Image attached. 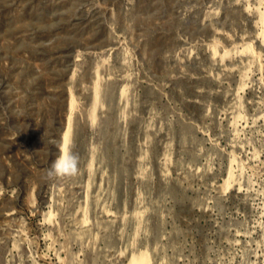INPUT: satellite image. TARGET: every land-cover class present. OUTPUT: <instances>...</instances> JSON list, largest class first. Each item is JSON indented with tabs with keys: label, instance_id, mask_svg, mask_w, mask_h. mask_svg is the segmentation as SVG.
I'll list each match as a JSON object with an SVG mask.
<instances>
[{
	"label": "rangeland",
	"instance_id": "1",
	"mask_svg": "<svg viewBox=\"0 0 264 264\" xmlns=\"http://www.w3.org/2000/svg\"><path fill=\"white\" fill-rule=\"evenodd\" d=\"M137 258L264 264V0H0V264Z\"/></svg>",
	"mask_w": 264,
	"mask_h": 264
},
{
	"label": "clouds",
	"instance_id": "2",
	"mask_svg": "<svg viewBox=\"0 0 264 264\" xmlns=\"http://www.w3.org/2000/svg\"><path fill=\"white\" fill-rule=\"evenodd\" d=\"M72 142L66 143L60 152V155L47 169L46 175L49 178L75 176L79 172V156L73 152Z\"/></svg>",
	"mask_w": 264,
	"mask_h": 264
},
{
	"label": "bare ground",
	"instance_id": "3",
	"mask_svg": "<svg viewBox=\"0 0 264 264\" xmlns=\"http://www.w3.org/2000/svg\"><path fill=\"white\" fill-rule=\"evenodd\" d=\"M93 110L96 109V104L93 105ZM65 140L67 139V134L65 135ZM65 142V141H64ZM67 142V141H66ZM131 264H147L145 263V260L143 258H137V259H134Z\"/></svg>",
	"mask_w": 264,
	"mask_h": 264
}]
</instances>
